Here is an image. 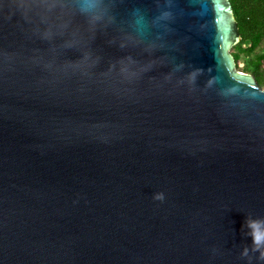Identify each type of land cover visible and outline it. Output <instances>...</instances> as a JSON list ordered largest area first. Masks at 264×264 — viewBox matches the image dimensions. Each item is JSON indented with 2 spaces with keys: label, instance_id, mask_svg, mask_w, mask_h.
Masks as SVG:
<instances>
[{
  "label": "water",
  "instance_id": "1",
  "mask_svg": "<svg viewBox=\"0 0 264 264\" xmlns=\"http://www.w3.org/2000/svg\"><path fill=\"white\" fill-rule=\"evenodd\" d=\"M239 39L229 0H0V264H264Z\"/></svg>",
  "mask_w": 264,
  "mask_h": 264
},
{
  "label": "trees",
  "instance_id": "2",
  "mask_svg": "<svg viewBox=\"0 0 264 264\" xmlns=\"http://www.w3.org/2000/svg\"><path fill=\"white\" fill-rule=\"evenodd\" d=\"M240 33L231 51L241 70L254 72L258 84L264 83V0H229ZM238 67V66H237Z\"/></svg>",
  "mask_w": 264,
  "mask_h": 264
},
{
  "label": "clouds",
  "instance_id": "3",
  "mask_svg": "<svg viewBox=\"0 0 264 264\" xmlns=\"http://www.w3.org/2000/svg\"><path fill=\"white\" fill-rule=\"evenodd\" d=\"M155 199L162 200L163 194H156ZM247 226L249 227V235L252 237V250L254 252H259V259L264 260V227H260L259 222L248 220L246 221ZM242 255H248V248L245 247Z\"/></svg>",
  "mask_w": 264,
  "mask_h": 264
},
{
  "label": "rangeland",
  "instance_id": "4",
  "mask_svg": "<svg viewBox=\"0 0 264 264\" xmlns=\"http://www.w3.org/2000/svg\"><path fill=\"white\" fill-rule=\"evenodd\" d=\"M234 46V45H233ZM233 46L230 48V50L232 51L233 50ZM242 64H243V60L242 59H239L238 61H237V64H236V67H237V69H241V67H242ZM263 67H264V63H263ZM262 86H264V83L262 84Z\"/></svg>",
  "mask_w": 264,
  "mask_h": 264
},
{
  "label": "flooded vegetation",
  "instance_id": "5",
  "mask_svg": "<svg viewBox=\"0 0 264 264\" xmlns=\"http://www.w3.org/2000/svg\"><path fill=\"white\" fill-rule=\"evenodd\" d=\"M241 70V69H240ZM243 71V70H242ZM244 72H247V71H244ZM247 73H249V74H251L253 77H254V79L257 81V79H256V75L254 74V72H247ZM257 83H258V81H257ZM260 85V84H259ZM262 86V85H261Z\"/></svg>",
  "mask_w": 264,
  "mask_h": 264
}]
</instances>
